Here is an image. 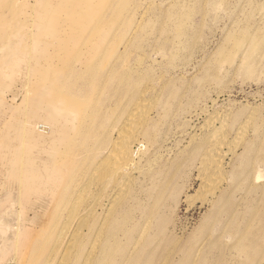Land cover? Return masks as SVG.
<instances>
[{
	"label": "rangeland",
	"instance_id": "obj_1",
	"mask_svg": "<svg viewBox=\"0 0 264 264\" xmlns=\"http://www.w3.org/2000/svg\"><path fill=\"white\" fill-rule=\"evenodd\" d=\"M76 1L0 0V264H74L91 244L109 264H264V216L241 233L246 192L264 193V0L84 1L98 17L83 30ZM141 103L146 119L122 131ZM34 110L60 113L55 131L36 133ZM250 112L254 150L216 172V118ZM134 134L128 172L100 164ZM25 174L42 180L26 191Z\"/></svg>",
	"mask_w": 264,
	"mask_h": 264
},
{
	"label": "bare ground",
	"instance_id": "obj_2",
	"mask_svg": "<svg viewBox=\"0 0 264 264\" xmlns=\"http://www.w3.org/2000/svg\"><path fill=\"white\" fill-rule=\"evenodd\" d=\"M84 1H92V0L76 1L77 3L75 4V6L77 8L76 10L78 11V13H77L76 19L73 16V18H74L73 20L78 24V27H77L78 30H83L82 27L84 25V20H86L88 22L90 19L93 20L95 18L96 21H97V18H96L97 15L96 14L94 15L95 8H93L92 6H86V9H81L80 5L78 6V3H81V2H84ZM104 1L105 0H103V3H104ZM98 11L100 12V10H98ZM100 21H101V18L99 17L98 18V22H100ZM134 31H136V29ZM81 44H82V41H80L75 47L81 46ZM98 46H100V45L98 44ZM96 69H97V65L95 63H92L91 65H89L86 68V70L83 73L85 74V77H94ZM85 86H86V84L84 85V87ZM85 95H86V92H85ZM134 103L132 104V106L134 105ZM131 107H129L128 113H129ZM125 110H126V108H125ZM128 113H127V110H126L125 113L123 114V116L127 115ZM147 115L148 114H146L145 104H142V103L139 104V106H137V108L134 109V113L131 115V118L128 119L124 123L122 131L129 132V133L132 132V131H136L137 132L138 124L140 122L144 121L146 119ZM48 117L49 118H47L46 121L38 122V123H35L33 125L34 130H35L36 133H38L40 135H49L53 131H55L54 128L58 125V123L60 121L59 120L60 113L50 114ZM252 118H253V113L252 112L247 114L245 116V118L242 121H239L238 123L236 122V118L233 117L232 115H230L229 113H226V114H224L222 116H218L216 118L217 119L216 121L218 122V125L212 126V129L210 130V134H211V137H212L213 140L222 141V139L225 136H227V134L229 132V129H232V128L234 129V137L229 142V145L227 144L226 151L222 150L221 148H218L216 143L213 142V140H212V142H210L211 144L206 146V149H205V151L203 153V157L207 161H210V162L213 163V165L215 167L213 169L216 172H218L219 170L222 169L223 164L225 163V159L228 157V155H232V157H233L236 154L239 146H240L241 149H243V152L241 153V156L248 155L254 150L253 140L250 139V138H249L250 140H247L248 139L247 138V132H248V128H249V126L251 124ZM29 124H33V123H29ZM121 124L122 123H120V125ZM41 127H43V128H41ZM117 127H119V126L117 125ZM128 135H127V137H128ZM143 136H146V135H143ZM130 138H131V136H130ZM135 139H136V135L134 136V138L132 137L131 140L128 139V138L120 139V136L115 138L114 141H113V148L111 149L113 151V154H110V151L108 152V149H109L110 144L112 142V140H111V142L108 143L107 146L104 147L106 149V151H105V154L101 157V162L99 161L100 164H103L104 160H106V161L109 160V164H111L110 171L112 173L117 172V171H120V172L121 171H126V172H128L130 170V164H131L132 158L136 154L135 148L132 146V143H133V141ZM103 141H106L105 138L101 140V142H103ZM255 160H256V162L254 164V166H255L254 168L256 169V171L253 173L254 174V179H253V184L252 185L255 188H260L261 187L262 190H263L264 189V182H262V183L258 182V179L262 176L261 175V171L259 169L261 164L258 161L260 159H259V157H256ZM198 175H199L200 179H202V182H203L205 177L207 176V173L201 171V168L199 167ZM73 178L74 177H72V180H73ZM41 180L42 179H40L39 175L30 176L28 174H25V177H24L23 182H22V185L24 186L23 187L24 190L27 191V188H29V190H30V187H32V185H34L37 182H40ZM257 183H259V184H257ZM120 184H121V182H120ZM40 190H41V188H40ZM218 190H220V187H217L216 190H214L212 192L215 197H213L210 200L211 204H215L214 202H217L218 198L225 194L224 193V194H221L219 196L215 195L216 191H218ZM258 192H260V191H258ZM51 196H53V195H51ZM130 197H132V196H130ZM246 198H247L248 201L247 202L244 201L243 205L246 206V212L248 213V215H247V224L245 225V227L241 231V233L244 232V234H246V237L248 238V237L254 235V232L257 229V225L256 224L260 223V220L262 219V216H264V193L261 192L260 194L258 193V196H254L252 191H247L246 192ZM259 201L261 203H260V205H257V203ZM118 207H121V206H118ZM115 212L117 214V211H115ZM240 214H241V209L239 208V211L237 210V214H236L237 218H240ZM262 221H264V218L261 220V222ZM116 224H118V223L116 222ZM143 233L144 232L139 233L140 235L137 238V241L134 242L135 246H136L138 240L140 238H142ZM82 243H80V246H82ZM117 247L119 248L120 246L118 245ZM242 248L244 249V247H242ZM80 249H82L81 253L78 252V254L80 253L79 254L80 256L79 255L77 256V258L75 259L74 264H109V261L107 259V254H108V249L109 248L106 249L103 246L96 247L94 244H91L86 249H84L83 247H81ZM128 253L124 254V257L120 261V264H126V262L129 261L128 259L130 257V254L128 255ZM80 257H82V260H80Z\"/></svg>",
	"mask_w": 264,
	"mask_h": 264
},
{
	"label": "crops",
	"instance_id": "obj_3",
	"mask_svg": "<svg viewBox=\"0 0 264 264\" xmlns=\"http://www.w3.org/2000/svg\"><path fill=\"white\" fill-rule=\"evenodd\" d=\"M44 44H47V43L44 42ZM40 101H42V100H40ZM43 101H48V102H50V100H43ZM45 105L50 106L51 104H45ZM51 108H53V107L51 106ZM41 109H43V108H41ZM38 110H40V109H38ZM38 110L31 111L29 114H32V116H34L35 118L45 119L44 121H46L47 118H49V117H48V114H50L51 112L48 111V114H47V113H46V114H42V113H39ZM51 114H53V113H51ZM61 119H62V117H61ZM25 122H26V121H25Z\"/></svg>",
	"mask_w": 264,
	"mask_h": 264
}]
</instances>
